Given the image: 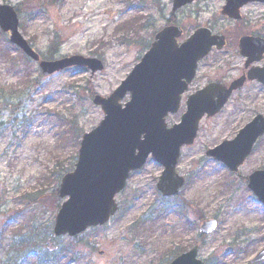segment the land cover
I'll list each match as a JSON object with an SVG mask.
<instances>
[{
	"label": "rangeland",
	"instance_id": "obj_1",
	"mask_svg": "<svg viewBox=\"0 0 264 264\" xmlns=\"http://www.w3.org/2000/svg\"><path fill=\"white\" fill-rule=\"evenodd\" d=\"M222 3L223 0H194L172 13V0H0V4L17 9L20 32L38 53L47 55L51 41L57 38L56 59L81 55L97 57L104 65L94 74L69 68L44 77L37 64L30 61L28 83L0 68V82L12 98L10 106L0 110L4 124L0 129V211L6 210L0 218L9 217L6 223L10 229L30 217L40 224L53 222L57 210L51 195L58 187L56 175L60 166L74 164L78 149L71 142L56 145L58 116L73 119L82 132L94 128L103 117L91 102L86 82L96 94L109 95L141 58L146 43L170 19L183 29L180 41L198 26H207L216 33H235L239 26L218 14ZM244 21V27L264 33V7L254 4L245 8ZM125 22L132 28L121 32ZM7 40V34L0 31V48L7 46ZM215 55L208 57L201 68L198 85L225 70L226 57ZM239 62L233 59L230 77H234ZM25 70L28 72V68ZM262 103L264 93L247 86L231 98L220 114L204 118L194 144L181 149L176 169L187 183L177 200L185 205L184 221L167 216L165 225L151 239H142L141 245L135 246L128 233L132 222L158 202L155 183L161 167L150 160L131 175L125 190L117 196L118 213L104 227L82 234L95 248L83 249L81 264H157L159 255L174 243H183L186 250L198 244L199 257L205 264L216 259H221L222 264H251L253 255L264 247V208L246 188L245 178L253 170L264 168V139L236 176H229L221 164L205 157L204 151L233 138L255 112L264 113ZM183 112L182 103L180 110L167 118V124L178 122ZM52 173L55 176L50 180ZM226 180H232V188L222 193L219 185ZM40 195L41 201L37 199ZM13 210L17 212L14 220L10 213ZM199 214L218 222L217 229L203 239L197 233ZM186 218L195 223V230L187 228ZM241 235L244 237L236 238ZM233 242L240 253H235L233 247L229 252L228 245Z\"/></svg>",
	"mask_w": 264,
	"mask_h": 264
},
{
	"label": "water",
	"instance_id": "obj_2",
	"mask_svg": "<svg viewBox=\"0 0 264 264\" xmlns=\"http://www.w3.org/2000/svg\"><path fill=\"white\" fill-rule=\"evenodd\" d=\"M191 1L173 0V10ZM249 1L264 2L226 0L224 12L237 17L234 12ZM0 29L9 33L10 43L38 63L44 76L73 66L85 67L92 73L103 68L99 59L79 55L41 60L19 33L18 17L10 5L0 4ZM180 35L178 26L164 27L140 61L107 97H93V104L101 107L104 116L96 127L82 135L74 168L60 181L58 195L68 198L55 216L52 229L55 236L73 237L89 227L105 224L118 208L115 196L124 189L130 173L140 170L149 155L163 167L156 183L163 196H173L182 187L183 177L175 170L180 148L193 143L202 116L219 112L232 90L242 86L244 78L232 82L228 88L213 82L189 96L180 121L168 127L166 116L177 112L181 94L192 80L197 62L212 46L220 49L224 44L222 37L211 35L207 28L196 29L178 45ZM244 41L247 39L241 41L240 51L246 49ZM253 78L258 79L257 72L249 73V79ZM127 94L129 99L122 103ZM263 134L264 117L258 115L235 138L208 149L205 155L236 172ZM247 187L264 205V169L249 175ZM215 228L214 219L206 220L199 226V232L209 234ZM197 250L193 246L169 264H203L197 258ZM262 259L264 249L252 262Z\"/></svg>",
	"mask_w": 264,
	"mask_h": 264
},
{
	"label": "trees",
	"instance_id": "obj_3",
	"mask_svg": "<svg viewBox=\"0 0 264 264\" xmlns=\"http://www.w3.org/2000/svg\"><path fill=\"white\" fill-rule=\"evenodd\" d=\"M129 23L124 24L126 27ZM123 27V28H125ZM8 41V40H7ZM15 50L13 54L10 49ZM59 47V41L57 38L51 41L50 49L47 55H42L44 59L51 60L54 58V52ZM30 62L26 59L14 46L7 44L6 47L0 48V68L5 73H12L20 81L30 79L29 67ZM25 67L28 68L26 72ZM26 85V83H24ZM89 97H93L94 91L91 89L90 82H86ZM5 84L0 82V110L8 108L10 106L9 94L5 90ZM2 116L0 115V119ZM58 122L60 124V131L56 136V145L64 142H71L73 147L76 148L79 143V137L82 130L77 129L75 121L71 118L58 116ZM4 126L0 120V129ZM73 160V158H71ZM55 181L56 184L59 182L63 173L72 169L73 165L69 167L60 166ZM55 173L51 174V178H54ZM232 183L226 181L220 184V192L227 191L231 188ZM157 194V193H156ZM52 199L55 202L56 210L60 206V199L57 195V186L52 191ZM25 198V196L23 197ZM158 202L153 204L147 209V212L142 213L137 217L129 228L128 233L131 234L135 241V246H140V240L151 239L155 231L160 227H163L164 220L167 216H174L177 220L184 221L186 217V208L183 201L177 200L178 198H163L157 194ZM39 201L42 200V196H38ZM41 199V200H40ZM37 200V201H38ZM6 212V210H4ZM0 211V215L4 213ZM12 219H16L14 210L11 211ZM9 217L0 218V264H67L73 261L74 264H81L82 256L84 253L83 249H94V245H89L88 242L82 236H77L72 239H64L63 237H55L52 234V223L40 224L34 217L24 220V224L19 227L10 229L6 220ZM199 220L202 219V215L197 216ZM187 228L195 230V223L185 220ZM100 228L91 229V231H97ZM86 247V248H82ZM232 244L228 245L229 252ZM186 249V246L182 244L174 245L173 247L166 250V252L159 255L158 263L163 264L170 258L176 256ZM241 250V249H240ZM211 264H222L221 259H216Z\"/></svg>",
	"mask_w": 264,
	"mask_h": 264
},
{
	"label": "flooded vegetation",
	"instance_id": "obj_4",
	"mask_svg": "<svg viewBox=\"0 0 264 264\" xmlns=\"http://www.w3.org/2000/svg\"><path fill=\"white\" fill-rule=\"evenodd\" d=\"M226 0H223L222 6L218 12V14L223 17L226 21L231 22L232 24L236 25L239 28L234 33H223L219 32L216 33L214 30H212L213 33L221 35L224 39V46L220 50H216L215 48H212L210 53L205 56L198 64L195 76L193 80L188 85L187 92L182 95V100L185 101L191 94L196 92L199 89H202L205 87L208 83L214 82V81H220L221 83L228 86L231 82H233L236 79L244 78L243 85L234 91V95H238L243 89L247 88V86L252 85L254 87H257L260 89L261 92L264 93V33L256 28H246L244 27V9L251 5H262L264 7V2L260 1H249L246 3H243L238 7V9L234 12L237 17H231L227 13H225V6H226ZM229 34V35H228ZM189 36V35H188ZM187 36V37H188ZM186 37V38H187ZM246 38L247 41H244V44L246 46V49H242L240 51V43L241 41ZM252 40V41H250ZM248 50L249 52L243 53L242 51ZM213 54H216L215 56H221L226 57V63L227 66L224 68L225 70L220 76H217L213 80L205 81L203 84H199V73L202 67L205 66V61L208 59V57L212 56ZM238 58L240 60L239 63H237V68L235 69L234 77H230L228 75L230 69L229 67L233 64V59ZM215 62H218L216 60ZM229 64V65H228ZM250 72H257L258 79L253 78L249 79V73ZM194 88V89H193ZM232 96V97H233ZM231 97V98H232ZM231 100V99H230ZM261 108H264V103L261 104ZM261 112H255L248 121L253 119L257 115L264 116V113L262 110H259ZM247 121V122H248Z\"/></svg>",
	"mask_w": 264,
	"mask_h": 264
}]
</instances>
